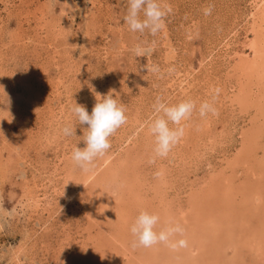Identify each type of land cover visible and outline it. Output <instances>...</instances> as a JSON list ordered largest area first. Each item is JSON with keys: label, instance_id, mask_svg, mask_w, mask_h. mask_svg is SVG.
<instances>
[{"label": "rangeland", "instance_id": "obj_1", "mask_svg": "<svg viewBox=\"0 0 264 264\" xmlns=\"http://www.w3.org/2000/svg\"><path fill=\"white\" fill-rule=\"evenodd\" d=\"M160 2L172 12L152 36L128 29L127 0H0V264H264L248 244L264 254V108L234 99L255 3ZM214 87L218 115L195 111L181 142L150 163L156 97L198 108ZM110 92L128 120L91 179L71 159L87 127L71 109L91 113ZM145 210L159 215L157 231L182 225L188 247L133 249Z\"/></svg>", "mask_w": 264, "mask_h": 264}, {"label": "clouds", "instance_id": "obj_2", "mask_svg": "<svg viewBox=\"0 0 264 264\" xmlns=\"http://www.w3.org/2000/svg\"><path fill=\"white\" fill-rule=\"evenodd\" d=\"M128 8L124 16V22L128 29L134 33L152 36L157 35L166 26V18L172 12L170 6H162L160 0H127ZM212 7L204 9L205 15H211ZM137 57H142L144 49L137 45L134 48ZM147 71L154 74L161 72L158 65L145 66ZM169 71H173L169 69ZM221 93L219 87L211 89V99L201 102L197 108L194 100H182L175 104H169L161 96H157L153 105L157 115L149 125V131L154 137L153 158H166L171 151L181 142L186 134V122L193 113L198 111L201 118L209 114L216 116L218 110L216 101ZM99 95V94H98ZM91 113L84 105L75 102L71 111L78 125H86L84 129V147H75L71 153V159L80 170L87 173L95 166V161L102 158L112 147L111 137L127 123V109L124 104L114 98L112 93L99 95ZM65 137L76 135V126L66 124L61 129ZM159 175V174H157ZM160 221L157 214L141 211L134 223L130 226V232L134 237L131 244L133 249L152 248L158 244H164L173 251L188 247V240L183 238L185 229L179 223L170 224L159 231L156 226ZM181 237L176 239V237Z\"/></svg>", "mask_w": 264, "mask_h": 264}, {"label": "bare ground", "instance_id": "obj_3", "mask_svg": "<svg viewBox=\"0 0 264 264\" xmlns=\"http://www.w3.org/2000/svg\"><path fill=\"white\" fill-rule=\"evenodd\" d=\"M253 2L255 3L254 11L252 10L253 12L251 13V19H249L250 23H249V28H248L252 36H249V40H247L245 44L248 47L249 51L251 52L250 53L251 55H247L248 53L246 55L244 53L239 56L235 55L236 62H234L233 68H235L236 73L239 75V77L236 81L237 92L234 94V99L239 101L240 103L242 102L244 103L247 101H249V103H252L254 101L257 106L260 105L259 107L262 110L264 108V0H253ZM262 112L263 111H261V113ZM263 115L264 114L260 116H263ZM188 126L189 125H187V127ZM189 128L188 129L186 128V133L190 131ZM176 155L178 156V154ZM109 162H110V159L108 158L102 164L107 165V163ZM99 168L101 167L93 168L95 169V173L96 171L99 170ZM95 173L94 171L92 173H89L88 177L91 176L90 178L92 179L93 176L96 175ZM257 195H259V198H260L261 195L259 194V192L254 194V196H257ZM257 200L259 199H256V201ZM250 214L252 213L250 212ZM240 218L242 217L240 216ZM242 225L245 227V231L246 229L248 231L252 230L245 223H242ZM248 244H249L250 249H255L256 256L260 257L261 255H264L263 253H261L263 249L260 248V245L259 243H257V241H255V244H254V240L250 239V241H248ZM201 246L203 247V245ZM134 263H135V260L133 259L131 261V264H134Z\"/></svg>", "mask_w": 264, "mask_h": 264}]
</instances>
